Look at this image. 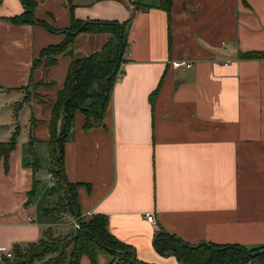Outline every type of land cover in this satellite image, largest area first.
Instances as JSON below:
<instances>
[{
  "label": "crops",
  "instance_id": "1",
  "mask_svg": "<svg viewBox=\"0 0 264 264\" xmlns=\"http://www.w3.org/2000/svg\"><path fill=\"white\" fill-rule=\"evenodd\" d=\"M35 1V17L54 29L71 26L70 4L79 20L130 21L131 54L103 126L85 129L77 113L66 138L65 175L76 185L81 214L46 215L65 195L49 177V123L72 58L62 54L55 66L33 70L42 48L65 37L44 25L7 22L25 9L20 0H2L0 143L16 131L17 144L7 165L0 160V251L49 230L62 237L75 231L72 220L96 214L107 215L110 233L148 264H182L157 252L159 231L193 246L264 245V58H240L264 52V0H173L170 15L159 0ZM100 36V45L79 51ZM78 37L80 57L109 39ZM31 78L45 85L39 98L24 101ZM151 213L157 227L147 221ZM107 261L100 255L98 264ZM82 263L91 264L88 257Z\"/></svg>",
  "mask_w": 264,
  "mask_h": 264
},
{
  "label": "trees",
  "instance_id": "2",
  "mask_svg": "<svg viewBox=\"0 0 264 264\" xmlns=\"http://www.w3.org/2000/svg\"><path fill=\"white\" fill-rule=\"evenodd\" d=\"M20 1L25 12L4 20L11 24L44 25L49 31L60 32L65 37L60 43L42 48L40 55L33 60V70L42 65L46 68L55 66L58 56L62 54H67L72 58L66 82L58 90L57 101L52 106V117L49 123V169L55 177L56 184L65 190V195L56 207L47 208L44 213L56 217L68 213L78 216L81 212L79 211L76 185L68 182L64 169L66 138L73 129L77 113L85 115V129L98 125L103 126L114 86L117 78L121 75L122 66L127 62L130 21L79 20L75 17L73 5L70 4L71 26L54 29L35 17V8L37 7L35 0ZM68 1L71 3V0ZM1 3L2 0H0ZM172 4L173 0H159L160 8L168 15L173 7ZM100 33L109 36L101 49L86 57H79L76 54L78 36ZM240 58L245 60L262 59L264 52L247 51V53H241ZM43 85H45L44 82L36 84L31 78L28 88L32 87L34 93L31 94L30 90H27L28 94L24 101H28L32 96L39 98L40 96L35 92ZM157 92L158 89L150 96L152 107ZM22 103L16 104V111L21 108ZM16 144V131L9 141L0 143V160L4 158L6 165ZM31 152L34 157L33 166L35 169L39 168L41 160L32 149ZM34 195L35 189L31 192L30 198ZM108 225L109 217L107 215L96 214L86 220L81 219V228L62 237H55L49 230L46 237L37 242L24 247L15 246L13 249L14 259L6 258L4 263L0 264H83L84 257H88L91 264H98L100 255L108 258L106 264H148L139 260L129 245L113 236ZM154 240L155 248L159 254L174 255L182 264H264V245L248 248L240 244L218 245L203 242L193 246L166 231H159ZM134 257H136L135 262H133Z\"/></svg>",
  "mask_w": 264,
  "mask_h": 264
},
{
  "label": "built area",
  "instance_id": "3",
  "mask_svg": "<svg viewBox=\"0 0 264 264\" xmlns=\"http://www.w3.org/2000/svg\"><path fill=\"white\" fill-rule=\"evenodd\" d=\"M130 54H131L130 51L127 50L126 57L130 56ZM183 64L185 65L186 68H189V67H192L193 66V64L191 62H189L188 64H186V63H183ZM124 66L125 65L122 66L121 75L123 74ZM49 177H50V179H51L52 182L55 181V177H54V175L52 173L49 174ZM65 217L67 218V220H70V218H71L68 215H66ZM80 220H81V217L80 216L77 217L76 220H72L71 223L74 225L75 230L81 228L80 227ZM82 220H84V219H82ZM147 221L150 222L152 225H154V226L157 227L155 215L153 213H151V214H149L147 216ZM13 257H14L13 250L6 249L4 251H0V263H4V261H5L6 258H8V259H14Z\"/></svg>",
  "mask_w": 264,
  "mask_h": 264
},
{
  "label": "rangeland",
  "instance_id": "4",
  "mask_svg": "<svg viewBox=\"0 0 264 264\" xmlns=\"http://www.w3.org/2000/svg\"><path fill=\"white\" fill-rule=\"evenodd\" d=\"M103 41H104V40H103V37H102V36L97 37V38L91 37V39L89 40V42H88L85 46H83V49H81V50H79V51L84 52L86 49H89V48H90V49H93V48H95L96 46L100 45V43L103 42ZM81 43H82V39H79L78 42H77V44L80 46ZM78 49H79V47L76 48V51H78ZM79 51H78V53H82V52H79ZM79 57H80V56H79ZM30 92H31V94L34 93L32 87H30ZM35 93H37V91H36ZM32 97H33V96H32ZM69 230H71V228H69Z\"/></svg>",
  "mask_w": 264,
  "mask_h": 264
},
{
  "label": "water",
  "instance_id": "5",
  "mask_svg": "<svg viewBox=\"0 0 264 264\" xmlns=\"http://www.w3.org/2000/svg\"><path fill=\"white\" fill-rule=\"evenodd\" d=\"M136 257H134L133 262H135Z\"/></svg>",
  "mask_w": 264,
  "mask_h": 264
}]
</instances>
